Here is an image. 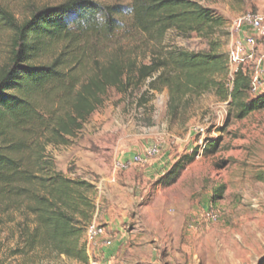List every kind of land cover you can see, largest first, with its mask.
<instances>
[{"label":"rangeland","instance_id":"rangeland-1","mask_svg":"<svg viewBox=\"0 0 264 264\" xmlns=\"http://www.w3.org/2000/svg\"><path fill=\"white\" fill-rule=\"evenodd\" d=\"M66 1L0 0V7L23 22L32 11ZM102 1L121 6L130 21V0ZM201 2L224 18L222 27L188 37L172 30L162 44L148 43L143 36L119 40L106 47L103 57L133 53L137 64H148L171 50L206 53L213 42L230 59L241 42L246 48L241 58L253 54V59L240 67L253 79L259 65L264 70V36L238 28V22L253 14L264 25V0ZM248 37L255 38L253 48L246 46ZM10 42L11 34L1 28L0 70L9 62ZM237 67L230 62L227 83ZM147 85L109 89L102 106L69 144L47 148L50 171L94 187L87 194L96 206L93 220L113 244L92 250L87 264H264V108L239 119L229 102L209 92L184 98L173 114L166 89L151 92L141 103ZM263 95L264 85L253 97ZM155 146L156 156L134 163ZM122 164L129 168L119 169ZM175 165L179 168L173 170ZM1 218L0 264H23L12 252L19 246L24 213ZM85 235L86 230L84 247ZM37 264L84 263L53 256Z\"/></svg>","mask_w":264,"mask_h":264},{"label":"trees","instance_id":"trees-1","mask_svg":"<svg viewBox=\"0 0 264 264\" xmlns=\"http://www.w3.org/2000/svg\"><path fill=\"white\" fill-rule=\"evenodd\" d=\"M201 1L130 0L129 22L121 6L102 0H67L32 11L23 22L0 7V30L11 34L9 62L0 70V214L24 213L12 252L23 264L53 256L89 262L82 239L94 219L87 195L94 187L50 171L45 155L48 146L67 145L83 130L109 89L148 82L141 103L166 89L173 114L184 98L209 92L229 102L239 119L264 108V95L253 97L244 68L227 83L230 59L217 43L206 53L166 51L148 64H137L133 53L103 57L119 40L143 36L162 44L172 30L188 37L222 27L224 18Z\"/></svg>","mask_w":264,"mask_h":264},{"label":"built area","instance_id":"built-area-1","mask_svg":"<svg viewBox=\"0 0 264 264\" xmlns=\"http://www.w3.org/2000/svg\"><path fill=\"white\" fill-rule=\"evenodd\" d=\"M262 18L259 15L247 14L239 22L238 28L245 29L250 28L252 31L256 32L257 35L264 36V25L262 23ZM246 46L253 48L255 46V38L248 37L246 40ZM246 48L243 47L241 42H237L236 51H234L230 57L231 63H236L238 65L235 73L238 71L240 64L244 63L247 59H253V54L246 55V58H241L245 53ZM264 70L261 69L260 65L255 71V76L252 79V93L257 94L258 91L263 87L264 82L262 81V74ZM234 75V74H233ZM159 153L158 147H151L144 155H139L134 158V163H144L147 159L153 158ZM131 164V163H129ZM128 164L120 165L119 169H128ZM106 230L96 220H93L86 228L85 235V248L87 254L90 256L92 250L96 247H110L112 246V241L106 238ZM90 264H99L96 261L91 260Z\"/></svg>","mask_w":264,"mask_h":264}]
</instances>
